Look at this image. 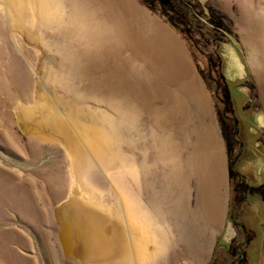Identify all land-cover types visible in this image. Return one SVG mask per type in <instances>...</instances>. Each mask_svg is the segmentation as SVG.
<instances>
[{"label": "rangeland", "instance_id": "obj_1", "mask_svg": "<svg viewBox=\"0 0 264 264\" xmlns=\"http://www.w3.org/2000/svg\"><path fill=\"white\" fill-rule=\"evenodd\" d=\"M24 1L0 0V264H264V0L101 16L121 55L85 63L96 98L78 4Z\"/></svg>", "mask_w": 264, "mask_h": 264}, {"label": "bare ground", "instance_id": "obj_2", "mask_svg": "<svg viewBox=\"0 0 264 264\" xmlns=\"http://www.w3.org/2000/svg\"><path fill=\"white\" fill-rule=\"evenodd\" d=\"M53 1H56V0H46V2L50 3L51 6L53 4ZM23 2L25 1L23 0ZM72 2L78 4L76 8H73L71 11L75 17L74 20H76L78 23L77 27L80 26L78 29V40L76 42L83 44V46L85 47L84 49L85 52L82 53L83 54L82 55L83 65L80 69V77L82 80V84H84L86 88L90 89L89 91L88 89L85 91L87 93H91L96 98L99 93L96 85L101 84L102 82L101 81L86 82V77L89 73L87 71L88 68L86 67L85 63L94 62L95 60L99 62L101 61L102 64L104 63L103 62L104 60L109 62V64L118 63L119 61L118 58L121 55L120 54L121 49L115 48V45H114L116 34L114 37V34L111 33V30H109L108 28L106 30L104 28L103 23L100 20L101 16H105L106 18L108 16H111L112 17L111 22L113 24L117 22L118 24L119 21L116 19V17L113 16L111 12L113 11L117 13L129 12L133 16L142 14V12L139 11L135 6L133 7L131 4H129V0H72ZM10 6H11V11L13 12L18 11L20 15L22 16L26 15L27 13H30L29 12L30 9L26 6L25 3H22V6L19 8V10L16 8V3ZM48 11H50V9ZM32 15L33 16L38 15L40 17L39 19L40 23L47 24V21L45 20L47 18L43 12H38L34 14L33 11H31V16ZM39 28H40V25L36 24L34 27V31L38 30ZM39 35L40 33H38V36ZM111 50L113 51L112 53L109 52ZM92 69L96 70L97 66L93 65ZM98 75L101 76V74H98ZM17 81H18L17 85H15V88L13 90V93L15 96H19L23 101L33 100L34 98L41 97L42 99H44V103L40 104V107L44 110L49 109L50 105L47 103L46 97H43L41 95H37L36 97L37 90H39V88L37 85H34L35 82L31 78L24 77V78L17 79ZM46 81L53 89H55V85H56L54 84L55 82L50 81L48 79H46ZM113 87L114 86L111 85V88L107 90L109 94L115 93L113 92L115 90V88ZM64 88L65 87H63L62 89ZM80 90H79V93H80ZM100 93H103V91ZM51 116L52 118H56V114H52Z\"/></svg>", "mask_w": 264, "mask_h": 264}, {"label": "crops", "instance_id": "obj_3", "mask_svg": "<svg viewBox=\"0 0 264 264\" xmlns=\"http://www.w3.org/2000/svg\"><path fill=\"white\" fill-rule=\"evenodd\" d=\"M190 178H188V179H186V180H189ZM185 183L187 184V182L185 181ZM173 185L172 186H174V188H175V190H177V198H178V191H179V188H178V186H177V184L175 185L174 183H172ZM172 191L173 190H171V192H170V194L171 195H169L168 197H170L171 199L169 200V201H166V203H163V199H162V204L164 205V204H170L171 202H173V206H172V209H171V214H173V210H174V212H177V211H179V212H182L183 211V215L184 216H182V215H179L178 217H177V213L176 214H173L174 215V218L176 219V218H179V217H181L180 219H183V220H185L186 222H188L187 221V219L185 218V216H186V214H187V198H185V208L186 209H183V208H181V206L179 207V203H178V200H176V197L175 196H173V194H172ZM174 198H173V197ZM165 206V205H164ZM178 206V207H177ZM166 207V206H165ZM173 207H175L176 209H173ZM215 210H217V209H215ZM220 211V210H219ZM161 212H162V210H161ZM169 212V213H170ZM221 212V211H220ZM167 213V215H166V217H168V212H166ZM190 214H188L187 215V217L189 216ZM199 215V214H198ZM204 217H205V215H204ZM191 235H193V233H191Z\"/></svg>", "mask_w": 264, "mask_h": 264}]
</instances>
